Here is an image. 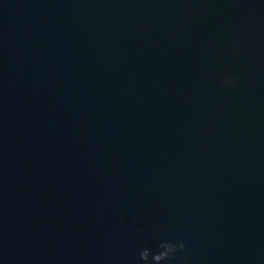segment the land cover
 I'll list each match as a JSON object with an SVG mask.
<instances>
[{"label":"water","instance_id":"1","mask_svg":"<svg viewBox=\"0 0 264 264\" xmlns=\"http://www.w3.org/2000/svg\"><path fill=\"white\" fill-rule=\"evenodd\" d=\"M161 239L264 264V0H0V264Z\"/></svg>","mask_w":264,"mask_h":264},{"label":"clouds","instance_id":"2","mask_svg":"<svg viewBox=\"0 0 264 264\" xmlns=\"http://www.w3.org/2000/svg\"><path fill=\"white\" fill-rule=\"evenodd\" d=\"M241 45H236L234 54H239ZM237 83L236 77L225 78L223 84L227 87ZM183 254L187 259V243L183 239L167 240L161 239L155 247L144 246L138 252L137 264H173V260L178 255Z\"/></svg>","mask_w":264,"mask_h":264}]
</instances>
